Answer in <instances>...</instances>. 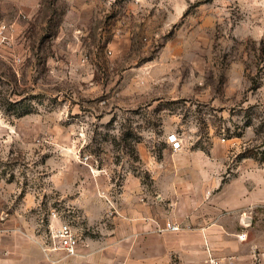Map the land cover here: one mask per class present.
<instances>
[{
  "label": "rangeland",
  "instance_id": "1",
  "mask_svg": "<svg viewBox=\"0 0 264 264\" xmlns=\"http://www.w3.org/2000/svg\"><path fill=\"white\" fill-rule=\"evenodd\" d=\"M3 26L0 264H264V0H0ZM54 219L79 255L46 256Z\"/></svg>",
  "mask_w": 264,
  "mask_h": 264
},
{
  "label": "built area",
  "instance_id": "2",
  "mask_svg": "<svg viewBox=\"0 0 264 264\" xmlns=\"http://www.w3.org/2000/svg\"><path fill=\"white\" fill-rule=\"evenodd\" d=\"M6 26L1 27V34L6 38ZM169 142L174 150H180L183 147V140L174 133L169 135ZM56 217V212L52 218ZM170 228L178 229L177 225H169ZM245 233L239 234V239L243 240ZM41 248L46 256L52 261L60 259V256H73L80 254L81 237L76 227L69 221L55 219L51 222L49 232L41 242Z\"/></svg>",
  "mask_w": 264,
  "mask_h": 264
},
{
  "label": "crops",
  "instance_id": "3",
  "mask_svg": "<svg viewBox=\"0 0 264 264\" xmlns=\"http://www.w3.org/2000/svg\"><path fill=\"white\" fill-rule=\"evenodd\" d=\"M252 201L253 200H250V202H252ZM149 208H150V211H149L150 214H149V216L152 217L153 216V213H151L152 212V209H151V207H149Z\"/></svg>",
  "mask_w": 264,
  "mask_h": 264
}]
</instances>
